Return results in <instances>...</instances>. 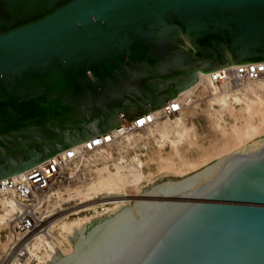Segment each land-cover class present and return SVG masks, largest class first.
Wrapping results in <instances>:
<instances>
[{
	"label": "water",
	"instance_id": "1",
	"mask_svg": "<svg viewBox=\"0 0 264 264\" xmlns=\"http://www.w3.org/2000/svg\"><path fill=\"white\" fill-rule=\"evenodd\" d=\"M264 60V0H0V178ZM55 264H264V133L72 227Z\"/></svg>",
	"mask_w": 264,
	"mask_h": 264
},
{
	"label": "bare ground",
	"instance_id": "2",
	"mask_svg": "<svg viewBox=\"0 0 264 264\" xmlns=\"http://www.w3.org/2000/svg\"><path fill=\"white\" fill-rule=\"evenodd\" d=\"M207 73L199 70L198 82L190 83V87L179 91H182L177 96L181 106L177 112L160 115V107L150 110L156 118L144 127L127 131L69 162L71 170L88 167L86 172H82V179L77 176L72 183L33 194L32 199H37L36 209L41 215V228L14 234L10 221L19 207L9 195L0 196V264H55L50 260L53 252L67 254L72 251L67 237L72 235V227L78 229L81 222L116 211L121 204L133 199L130 197H135L146 178L144 166L148 162L154 161L155 166L179 174L262 135L264 79L245 80L229 88L224 81L210 82ZM200 83L210 93L204 114L212 128V137L208 136L211 139L207 140L206 146L202 143L204 139H198L193 133V125L187 124L188 111H184L191 106L190 95ZM148 145L157 147L156 155L151 159H141L138 149ZM111 165L115 167L116 174L109 169ZM11 175L16 176L15 173ZM70 201V206L90 203L80 204L69 212L62 209L64 213L57 214L61 211V203ZM55 210L53 215L47 216Z\"/></svg>",
	"mask_w": 264,
	"mask_h": 264
},
{
	"label": "built area",
	"instance_id": "3",
	"mask_svg": "<svg viewBox=\"0 0 264 264\" xmlns=\"http://www.w3.org/2000/svg\"><path fill=\"white\" fill-rule=\"evenodd\" d=\"M210 82L224 81L227 86L235 87L245 80L264 79V60L231 63L207 73ZM181 106L177 94L160 106V115L177 112ZM159 115V114H158ZM156 118L152 111H147L131 120L117 124L113 128L78 142L77 146L65 147L41 162L27 167L17 173L0 178V192L8 193L11 200L19 207L10 221L12 232H29L41 228V215L36 209V198L33 194L41 193L47 188L67 183L74 177L73 170L68 168L69 162L80 154L104 145L123 133L140 129Z\"/></svg>",
	"mask_w": 264,
	"mask_h": 264
},
{
	"label": "rangeland",
	"instance_id": "4",
	"mask_svg": "<svg viewBox=\"0 0 264 264\" xmlns=\"http://www.w3.org/2000/svg\"><path fill=\"white\" fill-rule=\"evenodd\" d=\"M199 74V73H198ZM199 80V76L197 75L196 79L194 80V82H192L191 85L197 83ZM190 85V86H191ZM188 86V87H190ZM187 87V88H188ZM186 89V88H185ZM184 89V90H185ZM182 92V91H181ZM179 92L177 94V96L181 93ZM208 93V94H207ZM191 97V100L193 101L191 103V106L189 107H186V109L184 111H188L186 112L187 114V124L189 125H193L194 127V131L193 132L196 137H198V139H204L202 141L203 145H207V140L211 139L212 137V128L209 127V122L208 120L206 119L205 117V114H204V110H205V107L210 99V93L208 92L207 88L205 87V85H203L202 83H200L197 88L192 92V94L190 95ZM209 98V99H208ZM190 113L192 114L190 116ZM211 131L210 133L209 132H205V131ZM208 136H211V137H208ZM180 149H183V147H179ZM138 153L140 155V158L141 159H151V158H154L155 155H156V151H157V147H155L154 145H148L147 147H140L138 149ZM164 151V150H163ZM116 154L114 153V156ZM99 164V163H98ZM156 163H154V161L152 162H148L145 164L144 166V169L146 170V178L144 180V183L142 184V188L146 185H148L149 183L153 182L154 180L160 178V177H163V176H172V177H179V176H182L188 172H191L199 167H196L194 169H185L182 173H179V174H173L171 173L170 171L166 170V169H163V168H159L157 166H155ZM204 165V164H203ZM115 167L113 165H111V167H109V169L111 170V172H114L116 174V170L114 169ZM71 170V168H70ZM82 170V171H81ZM88 170V167H85L82 169V167L80 166V168L78 170H73L74 172H76V176L73 177L72 180H76V177L78 176V178H83V173L82 172H86ZM72 180L69 181L68 183H72ZM60 185V184H59ZM59 185H55L53 186V189H57L59 187ZM3 193V192H2ZM0 193V196L2 195H5V196H8V194L6 193ZM130 198H134V197H130ZM90 203V202H89ZM87 202H84V203H79V204H75L73 206H70V204H72V201L70 202H66V203H61L60 207H59V211L57 214H61V212L64 210L65 211H68L70 210L71 208H75L76 206L80 205V204H89ZM70 206V207H69ZM63 209V210H62ZM67 209V210H66ZM55 211L53 212H50L47 214L48 215H53ZM62 212V213H64ZM69 212V211H68ZM76 217V216H75ZM50 219V218H48ZM43 226V225H42ZM11 241V240H10Z\"/></svg>",
	"mask_w": 264,
	"mask_h": 264
}]
</instances>
